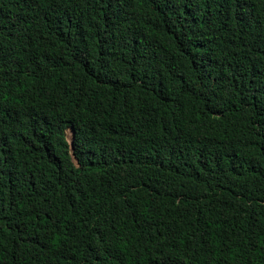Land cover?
<instances>
[{
  "label": "trees",
  "instance_id": "trees-1",
  "mask_svg": "<svg viewBox=\"0 0 264 264\" xmlns=\"http://www.w3.org/2000/svg\"><path fill=\"white\" fill-rule=\"evenodd\" d=\"M0 264H264V0H0Z\"/></svg>",
  "mask_w": 264,
  "mask_h": 264
},
{
  "label": "rangeland",
  "instance_id": "rangeland-1",
  "mask_svg": "<svg viewBox=\"0 0 264 264\" xmlns=\"http://www.w3.org/2000/svg\"><path fill=\"white\" fill-rule=\"evenodd\" d=\"M66 134H67V137H68V139H69V141H70L71 138H72V130L67 129V130H66Z\"/></svg>",
  "mask_w": 264,
  "mask_h": 264
},
{
  "label": "water",
  "instance_id": "water-1",
  "mask_svg": "<svg viewBox=\"0 0 264 264\" xmlns=\"http://www.w3.org/2000/svg\"><path fill=\"white\" fill-rule=\"evenodd\" d=\"M72 140H73V136H72L71 141H70V144H71V145H72Z\"/></svg>",
  "mask_w": 264,
  "mask_h": 264
}]
</instances>
